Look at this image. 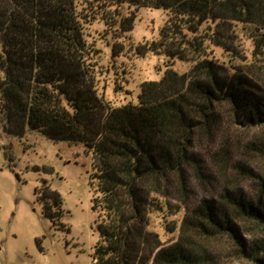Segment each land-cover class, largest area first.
I'll use <instances>...</instances> for the list:
<instances>
[{"label":"trees","instance_id":"1","mask_svg":"<svg viewBox=\"0 0 264 264\" xmlns=\"http://www.w3.org/2000/svg\"><path fill=\"white\" fill-rule=\"evenodd\" d=\"M142 7L168 16L157 39L136 53L162 54L168 64L158 80L141 83L136 103L110 106L98 93L95 48L85 30L97 20L112 30L114 59L124 50L118 38L133 28L132 9ZM237 23L251 27L262 50L264 0H0L1 123L10 133L28 128L50 141L81 143L96 159L89 186L97 237L89 264H219L205 243L224 235L245 258L264 264V239L247 245L239 236L246 221L264 232V201L254 206L240 192L225 190L226 205L204 198L187 209L175 238L162 240L154 229L173 189L186 192L189 148L217 129V105L242 107L241 74L221 76L207 53L209 44L230 50L224 31ZM176 59L190 69L176 72ZM253 110L264 116V102ZM45 190L37 200L54 224L59 215L51 209L62 213L61 199Z\"/></svg>","mask_w":264,"mask_h":264},{"label":"rangeland","instance_id":"2","mask_svg":"<svg viewBox=\"0 0 264 264\" xmlns=\"http://www.w3.org/2000/svg\"><path fill=\"white\" fill-rule=\"evenodd\" d=\"M128 11L124 7L121 14ZM132 11L133 28L118 38L124 50L114 59L108 50L114 32L100 20L85 30L95 48L98 93L110 106L136 103L141 83L158 80L168 64L162 54L136 53L157 39L168 12L144 7ZM251 33L250 26L237 23L224 31L230 50L208 45L207 53L220 66L221 76L241 74L238 90L245 99L239 110L226 101L217 105L221 118L217 129L193 141L189 148L193 161L185 165L186 192L173 189L169 207L154 217L162 240L175 238L184 213L204 198L226 205L228 190L240 192L254 206L261 207L264 201V116L253 110L264 102V48L256 49ZM190 66L176 59L171 68L184 73ZM6 129L0 121V264H89L97 237L90 227L89 174L95 157L81 143L50 141L28 128L21 134ZM45 186L61 199L62 213L51 209L59 215L54 224L37 200L48 193ZM239 230L247 245L264 239V232L247 221L240 222ZM205 244L219 264H255L227 235ZM259 257L264 261V251Z\"/></svg>","mask_w":264,"mask_h":264}]
</instances>
